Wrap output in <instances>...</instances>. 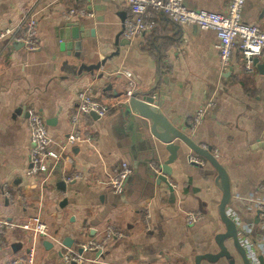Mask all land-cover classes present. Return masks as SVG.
<instances>
[{
	"label": "crops",
	"instance_id": "1",
	"mask_svg": "<svg viewBox=\"0 0 264 264\" xmlns=\"http://www.w3.org/2000/svg\"><path fill=\"white\" fill-rule=\"evenodd\" d=\"M181 1L190 9L218 14H226L230 2ZM29 8L37 15L39 48L0 43V216L17 222L41 216L51 237L34 240L30 233L11 232L7 245L0 247V264L26 257L32 247L35 264H65L60 260L61 252L70 249L65 239L77 249L102 238L110 225L125 237L109 240L102 253L86 255L92 260L87 264H195L198 255L219 251L215 238L225 227L219 216L222 189L217 170L209 162L190 164L193 153L181 144L168 183L157 184L151 171L161 174L169 154H159L155 142L137 134V125L122 115L123 99L115 93L127 89L126 71L132 74L135 93L158 94L159 109L176 127L200 147L218 153L231 184L227 213L247 232L242 241L252 260L253 249L264 255V225L258 212L264 203V75L257 68L244 70L241 50L236 47L230 66L223 68L214 31L175 24L158 12L156 29L127 44L123 24L129 8L109 0H0V30L18 24ZM74 8L94 16L66 20L63 13ZM242 17L264 30V0H246ZM75 27L80 40L72 39ZM62 43H73L71 57ZM66 61L77 67L76 73L68 72ZM103 61L94 73L78 74L82 65ZM109 85L111 91L106 90ZM85 90L108 108L106 117L96 121L79 113L78 95ZM209 103L213 106L204 121L192 131L193 115ZM25 108L36 109L50 121L54 145H63L72 134L74 116L80 119L82 135L94 136L70 146L47 182L29 173L32 146ZM124 162L132 173L123 193L116 194L110 178ZM68 172L85 178L65 183ZM4 184L10 185L15 201L4 197ZM196 211L204 215L203 221L188 226L186 213ZM44 241L52 248L44 247ZM227 246L234 264H243L232 243ZM201 264L230 263L220 259Z\"/></svg>",
	"mask_w": 264,
	"mask_h": 264
},
{
	"label": "built area",
	"instance_id": "2",
	"mask_svg": "<svg viewBox=\"0 0 264 264\" xmlns=\"http://www.w3.org/2000/svg\"><path fill=\"white\" fill-rule=\"evenodd\" d=\"M126 4L130 16L124 21L123 35L129 40L145 37L157 27L155 12L164 14L170 21L178 25H195L205 30H212L216 33L218 42L220 64L228 68L231 63L232 54L236 47L241 50L244 58V70L254 72L256 58H264V30L258 25L247 24L243 21V9L246 0H230L226 14H218L209 11H197L186 7L181 0H109ZM94 14L86 9H68L63 13L66 20L75 18L88 19ZM40 38L38 34V20L33 8H29L22 16L20 22L13 27L0 30V43L6 41L10 45L22 44L34 51L39 48ZM122 74V73H121ZM123 75V74H122ZM124 75L129 79L127 90L134 95L135 85L132 82V74L128 71ZM79 113L91 115L96 113L99 118L106 117L108 108L96 101L88 91H81L78 95ZM209 103L206 107L199 108L190 120V128L196 130L204 121L207 109L212 107ZM74 131L65 138L63 145H54L49 134L46 119L36 109H29L28 126L31 139V155L29 173L34 177H41L42 182H47L58 164L64 160L63 154L70 147L82 141L90 142L94 136L82 135L81 122L78 116L72 119ZM203 148H207L204 146ZM218 159V153L213 152ZM188 162L192 165L203 166L205 160L191 154ZM132 173L129 163H122L110 178V187L116 194L124 191L126 181ZM85 175L80 172H68L63 175L65 183H72L83 180ZM264 190V187H260ZM3 195L8 202L16 200L8 184L3 186ZM21 203L26 202L20 197ZM25 204V203H24ZM260 222L264 225V203L258 207ZM151 214L146 213V225L149 226ZM188 226H194L203 221L204 215L201 212H189L185 216ZM24 231L30 233L34 240L51 237L48 227L41 216L30 218L26 221H8L0 216V247L7 245L8 236L11 232ZM125 235L116 227L110 225L100 239H90L79 245L77 249H67L60 254V260L65 264H87L92 262L86 255L102 253L105 244L111 239H122ZM59 243H61L59 241ZM248 244V242H246ZM61 245V244H60ZM248 246V245H247ZM81 250V252H80ZM99 257V256H98ZM35 247H32L29 255L16 259L12 264H35Z\"/></svg>",
	"mask_w": 264,
	"mask_h": 264
},
{
	"label": "water",
	"instance_id": "3",
	"mask_svg": "<svg viewBox=\"0 0 264 264\" xmlns=\"http://www.w3.org/2000/svg\"><path fill=\"white\" fill-rule=\"evenodd\" d=\"M72 39L80 40V31L76 27L72 29ZM129 42V40L126 41L127 44H129ZM121 44L124 45V42H121ZM61 46L63 48L62 50L69 52L67 55L71 57L70 51H72L71 47L73 46V43H62ZM254 62L260 74L264 75V59L261 60L256 58ZM65 64L69 66V61H66ZM104 64L105 62L103 61L96 65H82L78 69V74H82L83 72L94 73ZM76 71L77 67H68L69 73L74 74ZM106 90L111 91L112 85H109ZM115 95L116 98L123 99L120 102L122 115L127 118L131 124L135 123L137 125V134L145 136L148 140L151 139L155 142L154 148L159 154L163 151H166L169 154L168 159L160 167L162 170L161 174L151 171V175L156 178L158 185L168 183L167 177L172 173L170 167L178 159V152L181 149V144L191 150L193 154L201 157L206 162H209L218 172V181L220 188L222 189V198L219 204V216L225 227V232L218 234L215 238L219 251L215 254L198 255L195 259V264H201L203 261L217 263L220 259H226L230 264H234V257L227 246L228 242L232 243L234 251L243 264H264V255H260L259 251L255 249H253L255 254L254 261L252 260L253 257H250V253L242 241V236H248L247 232L239 227L236 221L227 213V208L232 200L230 179L225 168L213 155L212 149L210 147H207L206 149L200 147L187 133L176 127L170 121L165 113L159 109L160 102L158 100V94L150 93L147 95H140L139 93H135L134 95H130V92L127 89H124L122 93H115ZM20 110H23V108L19 109L17 113H19ZM24 111L25 117L28 119L29 111L26 108ZM91 116L96 121L100 119L96 113H91ZM47 124L49 125L50 121H47ZM131 131H133L132 128ZM62 185L64 186L65 183L62 182ZM66 202L67 201H64L63 204H66ZM72 243L73 242L68 238L64 241V245L69 248L72 247ZM44 247L52 248V244L48 241H44Z\"/></svg>",
	"mask_w": 264,
	"mask_h": 264
}]
</instances>
